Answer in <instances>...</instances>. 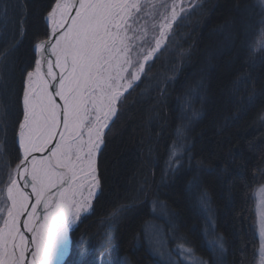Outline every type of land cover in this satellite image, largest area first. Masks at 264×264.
Here are the masks:
<instances>
[{
    "label": "trees",
    "instance_id": "16d2710c",
    "mask_svg": "<svg viewBox=\"0 0 264 264\" xmlns=\"http://www.w3.org/2000/svg\"><path fill=\"white\" fill-rule=\"evenodd\" d=\"M54 2L0 0V189L21 158L24 79ZM255 3L207 2L177 50L160 51L124 93L97 156L98 194L63 264H183L181 246L208 264H252V192L264 181V52L250 58L246 47L260 27ZM121 205L131 207L101 224Z\"/></svg>",
    "mask_w": 264,
    "mask_h": 264
},
{
    "label": "snow or ice",
    "instance_id": "6c2138e0",
    "mask_svg": "<svg viewBox=\"0 0 264 264\" xmlns=\"http://www.w3.org/2000/svg\"><path fill=\"white\" fill-rule=\"evenodd\" d=\"M143 7L140 0H55L48 11L46 19L50 23L51 39L34 45L40 55L24 82L23 119L18 131L22 157L9 172L6 186L0 189V200L6 192L5 206H0L3 217L0 264H60L68 255L69 230L81 213H90L93 197L100 188L95 155L101 149L102 134L117 112L121 89L131 88L132 82L140 79L174 24L191 15L201 3L200 0H172L169 5L161 0L159 7L163 11L151 14L154 21L160 17L158 25L152 24L153 31L159 27V37L152 36L155 46L148 49L137 44L149 42L147 25L139 23ZM253 7L258 9L260 27L256 37L246 45L250 58L264 52V0H257ZM6 14L5 9L0 13V20ZM46 53L55 57L54 63ZM6 55L7 50L0 53V56ZM45 61L46 73L42 72ZM54 67L59 70L58 74ZM129 73L131 80L127 78ZM178 134L182 136L180 130ZM38 153L47 154L34 155ZM176 156L173 150L172 157ZM16 177L30 178L26 183L36 200L24 221V227L32 234L30 241L18 227L21 213L29 207V195L20 188ZM257 197V207L262 210L259 235L264 241V188ZM41 203L43 221L31 226L37 205ZM201 204L207 208L203 195ZM128 207L131 205L114 209L102 218L101 224H115ZM212 244L220 253L225 251L221 239ZM30 247L32 258L28 260L26 254ZM180 251L192 253L183 246ZM192 264L208 262L198 260ZM258 264H264V242L258 249Z\"/></svg>",
    "mask_w": 264,
    "mask_h": 264
},
{
    "label": "rangeland",
    "instance_id": "374dc122",
    "mask_svg": "<svg viewBox=\"0 0 264 264\" xmlns=\"http://www.w3.org/2000/svg\"><path fill=\"white\" fill-rule=\"evenodd\" d=\"M210 0H200V3H201V7H198L196 9V11L192 12L191 15L189 16H186L185 19H182V20H179L178 23H175L174 24V27H173V30H171L169 32V34L167 36H165L163 38L164 40V43L161 45V50H158L159 52L155 53L152 57V59L148 62L150 63L157 54L160 53V51H164L168 54H172L173 52H175L177 50V45H179L180 43V39L182 38L183 36V31L185 30V27L187 25V22H188V19L190 20L191 18H193V16L195 14H197L196 12H198V10H201L203 9L204 5L209 2ZM160 2L161 0H140V3L142 5H144L143 7V10H142V14H141V17L139 18V23L141 26L143 25H147V31H148V39H149V42L148 43H141V42H137L138 46L141 47V48H144V49H148L150 47H154L155 46V41L152 38L153 35L159 37V27L157 26L155 28V30L153 31L152 29V24L153 23H156L157 25L159 24V19L160 17L157 16L156 20L154 21L152 19V16L151 14L154 12V11H163V8L162 7H159L160 5ZM166 2L171 5V2L172 0H166ZM171 11V8L169 7V12ZM47 16V15H46ZM45 21H46V17H45ZM35 51V50H34ZM146 54V52H145ZM133 59H135V52L133 54ZM140 59H142V57H140ZM147 63V64H148ZM147 66V65H146ZM136 67L138 68L139 65L137 64ZM31 71V70H30ZM27 74V73H26ZM143 74V73H142ZM141 74V76H142ZM26 77V75H25ZM127 78L128 80H131V74H127ZM141 78V77H140ZM25 80V79H24ZM139 80V79H138ZM138 80L132 82V86L138 82ZM25 82V81H24ZM23 89H24V86H23ZM130 88H128L127 90L125 89H121V92H122V96L120 98V100L117 102V111H118V103L121 101L124 93H126ZM23 94V92H22ZM23 97V95H22ZM22 102V100H21ZM117 113V112H116ZM22 114H23V104H22ZM116 114L112 117V119L109 121V125L110 123L113 121V119L115 118ZM262 121H263V124H264V113L262 114ZM107 129V128H106ZM105 129V130H106ZM19 131V129H18ZM18 131H17V134H18ZM17 134H16V144H17ZM102 138H104V133L102 134ZM103 144V143H102ZM18 146V144H17ZM102 147V146H101ZM19 148V147H18ZM20 149V148H19ZM100 150H98L96 152V155H95V161H96V175H97V179H98V174H97V153H99ZM21 152V151H20ZM22 157V155H21ZM99 180V179H98ZM6 186V185H5ZM264 188V181H262L261 183H259L254 189H253V192H252V197H253V201H254V214H255V236L257 238V242H258V246H257V249L255 250V253H256V257L255 259H253V262L252 264H258V249L261 245L262 241L261 240V237L259 235V224H260V221H261V216H260V212L262 211L261 209H259L257 207V201H258V197H257V193L260 191V189ZM87 193V189H85V194ZM6 200V192L3 193V200H0V206H5L4 205V201ZM93 200H94V197H93ZM9 203V202H8ZM6 214V213H5ZM88 213H81V216L79 219L76 220V223L73 224L69 230V240H70V243H69V252H70V247H71V231L78 225L79 221L85 216L87 215ZM3 225V217L0 216V227ZM158 241V240H157ZM160 241V240H159ZM158 241V242H159ZM161 242V241H160ZM155 244V249H156V246L157 244ZM158 247V246H157ZM181 249V247H180ZM179 248H176V250L178 251V258L183 264H192V262L194 261H198V260H201L195 256H193L192 254L191 255H188L187 253H183L180 251ZM69 252H68V255H69ZM68 255H66L65 259L63 260L62 264L65 262L66 258L68 257Z\"/></svg>",
    "mask_w": 264,
    "mask_h": 264
},
{
    "label": "water",
    "instance_id": "95a60500",
    "mask_svg": "<svg viewBox=\"0 0 264 264\" xmlns=\"http://www.w3.org/2000/svg\"><path fill=\"white\" fill-rule=\"evenodd\" d=\"M54 4V3H53ZM75 14V12L73 11V13H72V15H74ZM47 17V16H46ZM70 22V21H69ZM46 24H47V29H48V34H47V36H46V38L44 39V40H41V41H46V40H50L51 39V29H50V24L48 23V20L46 19ZM52 42H54V41H52ZM49 47H50V45H49ZM40 54L39 53H37L36 52V59L38 58V56H39ZM55 58V57H54ZM35 64V63H34ZM57 99V101L59 102V98L57 97L56 98ZM61 127H62V125H61ZM17 138H18V136H17ZM55 139H59V136L57 135V137H55ZM17 143H18V146H19V142H18V139H17ZM52 146H54V145H52ZM52 146H50V147H52ZM20 151H21V155H22V150L20 149ZM47 153H43V154H34V155H37L38 157L40 156V155H46ZM97 155H98V153H97ZM29 158H31V156L29 157ZM17 178V183H18V185L20 186V188L21 189H23L24 191H26V188H28V187H26L27 186V184L25 185V183H26V180H30V178H26V180H21V179H19V177H16ZM27 192V194L29 195V201L32 203V202H36V200H35V196H34V194L32 193V191L31 192H28V191H26ZM28 201V202H29ZM10 203V202H9ZM39 206V205H38ZM30 207H28L27 209H25L24 210V212L23 213H21V217H20V221H19V223H18V227L20 228V231L21 232H24V231H26V228L24 227V221L25 220H27L28 219V217H27V213L28 212H30ZM42 211H43V209H41L40 207H39V215L41 216V214H42ZM38 218H40L39 216H38ZM38 218H37V220L35 221V223L38 221ZM34 225V224H33ZM25 236L27 237V239L29 238V241L31 240V238L29 237V236H27L26 234H25ZM31 248H30V250H29V252L26 254V258H27V255L29 254V255H31ZM28 255V256H29Z\"/></svg>",
    "mask_w": 264,
    "mask_h": 264
},
{
    "label": "bare ground",
    "instance_id": "6f19581e",
    "mask_svg": "<svg viewBox=\"0 0 264 264\" xmlns=\"http://www.w3.org/2000/svg\"><path fill=\"white\" fill-rule=\"evenodd\" d=\"M48 23H49V21H48ZM50 24V23H49ZM46 56H49V58H51L52 60H53V63H54V61H55V58H54V56H50V53H46L45 54ZM57 74L59 73V70L58 69H56L55 67H54V69H53ZM42 72H44V73H46L47 72V62L45 61L44 62V64H43V67H42ZM50 91L52 90L51 88L49 89ZM24 91V90H23ZM60 102V101H59ZM22 119H23V117H22ZM18 141H19V138H18ZM27 184V186L26 187H28V188H26V191H28V192H31L32 191V189H31V187H30V185L28 184V183H25V185ZM25 191V192H26ZM26 194H27V192H26ZM29 201V200H28ZM34 203H36V202H28V205H29V207L31 208V205L32 204H34ZM39 205V206H38ZM37 205V208H36V212H37V215L33 218V224L31 225V226H36V225H38L39 223H41L42 221H43V215H44V205H43V203H41V204H38ZM39 207L41 208V209H43V211H42V214H41V216L39 215ZM32 211V208L30 209V212ZM38 216L40 217V218H38ZM37 218H38V221L35 223V221L37 220ZM3 227V225L0 227V228H2ZM24 234H26L27 236H29L30 238L32 237V234L30 233V232H28L27 231V229H26V231H24L23 232ZM68 235H69V233H68ZM27 238V237H26ZM28 240H29V238H28ZM31 248V247H30ZM30 254V253H29ZM28 254V255H29ZM27 255V259L28 260H31V255H29L28 256ZM66 257V256H65ZM65 257H64V259H65ZM63 259V260H64ZM63 260L60 262V264H62V262H63Z\"/></svg>",
    "mask_w": 264,
    "mask_h": 264
}]
</instances>
